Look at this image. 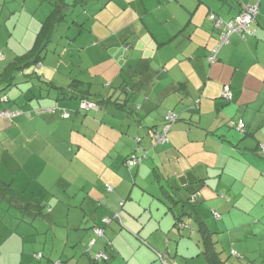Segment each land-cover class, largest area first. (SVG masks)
<instances>
[{"label": "crops", "instance_id": "0c3cea01", "mask_svg": "<svg viewBox=\"0 0 264 264\" xmlns=\"http://www.w3.org/2000/svg\"><path fill=\"white\" fill-rule=\"evenodd\" d=\"M256 3L252 33L232 35L209 64L219 36L209 13L231 19ZM57 5L66 11L56 31L70 16L63 53L50 48L54 35L41 63L27 58L17 85L3 88L6 66L34 46ZM0 52V111H24L0 117V264H188L203 255L192 251L202 247L193 211L222 251L264 255V223L251 214L259 202L264 212V0H0ZM75 53L88 64L78 75ZM76 80L96 109L59 93ZM56 106L71 116L49 112ZM169 111L180 118L153 146ZM136 149L147 157L129 168ZM45 207L51 236L37 223Z\"/></svg>", "mask_w": 264, "mask_h": 264}, {"label": "trees", "instance_id": "16d2710c", "mask_svg": "<svg viewBox=\"0 0 264 264\" xmlns=\"http://www.w3.org/2000/svg\"><path fill=\"white\" fill-rule=\"evenodd\" d=\"M256 4H258V6H259V3H256ZM256 4H254V5H256ZM64 6V5H63ZM250 6H253V5H250ZM65 7V6H64ZM64 7H62V6H55L54 7V9H53V12L51 13V15L48 17V19H46V21H44L43 23H42V26H41V28H40V30H39V32H38V35H37V40H36V42H35V44H34V46L31 48V49H29L27 52H25L24 54H21V55H19V56H17L16 58H14V60H12L10 63H8V65L6 66V69H5V71H6V75H5V78L2 80V82H3V84H5L4 86H3V88H5V89H7V88H10L11 86H15V85H17V82H15V76H16V72L17 71H19L20 69H21V71H22V69L23 68H25V66H28L30 63H29V61H27V58H32V61L34 62V63H36L37 65H39L40 63H41V59H42V57H43V53H44V51H45V49L48 47V45H49V42H51L52 40H53V37H54V35H55V33H56V28H57V25L64 19V17H65V9L66 8H64ZM246 7V6H245ZM213 13H215V12H213ZM218 15V14H217ZM238 15V14H237ZM220 16V15H219ZM221 17V16H220ZM209 18V17H208ZM234 18V17H233ZM210 20V19H209ZM226 20H229V19H226ZM211 21V20H210ZM211 23L213 24V27L214 28H216V29H218V31H219V36H218V43H217V45H216V47L212 50V51H210V53H209V55L207 56V61H208V63L209 64H214V63H216L217 61H218V59H219V51H220V49L224 46V45H226V44H228L229 42H230V40L227 42V43H225V44H223V45H221V46H219V42H220V38H221V35H222V30L220 29V28H217L215 25H214V23L211 21ZM234 34H238V33H234ZM234 34H232V35H234ZM231 35V36H232ZM239 35V34H238ZM231 38V37H230ZM216 49H218V51H217V53H216V59H215V62H210L209 60H208V57L211 55V54H213L214 53V51L216 50ZM0 58L2 59L3 58V54L0 52ZM73 85H71V87L69 88V89H65V88H63V89H61V92L59 91V93L60 94H63V95H68L70 98H79V100H81V103L82 102H92V103H94L96 106H97V104L94 102V101H92V100H90V99H88L89 97H88V95H87V92L89 91L87 88H86V92L85 93H83V92H78V90H77V86H78V84H79V82H77V80L76 81H74L73 83H72ZM79 89V88H78ZM71 95V96H70ZM5 99L7 100V98L5 97ZM81 103H80V105H81ZM54 108H56V110L54 111V112H52V113H55V114H59L62 118H64V119H68V118H65L64 116H63V112L66 110V109H62V108H60L59 106H56V107H54ZM54 108H52V109H54ZM52 109H50L49 110V112H51V110ZM17 110H19V109H17ZM5 111V110H4ZM9 111H11V110H9ZM12 111H16V110H12ZM0 112H2V111H0ZM174 112V111H173ZM177 114V113H176ZM167 115V114H166ZM177 116H178V118H177V120L172 124V126L179 120V118H180V115H178L177 114ZM16 117V116H15ZM166 117V116H165ZM2 118H5V117H2ZM6 118H8V117H6ZM12 118H14V117H12ZM240 120V119H239ZM164 121H165V118H164ZM238 122V121H237ZM236 122V123H237ZM236 123H235V128H236V130H238L239 132H241L239 129H237V127H236ZM164 125V122H163V124L159 127V128H157V130L158 129H160L162 126ZM172 126H171V128H172ZM171 128H170V130H171ZM170 130H169V132H170ZM242 133H244V132H242ZM169 141V133H168V139H167V141L166 142H168ZM166 142H164V143H166ZM163 143V144H164ZM161 145V144H160ZM263 147V146H262ZM263 149V148H262ZM139 150V151H138ZM136 149L135 151H133V152H137L138 154H139V156L141 157V161L139 162V163H137L136 165H134V166H137L138 164H140L146 157H147V154H148V151H147V154H145L146 153V150H144V151H142L141 149ZM132 152V153H133ZM131 153V154H132ZM128 158V157H127ZM126 158V159H127ZM126 159H125V164H126V166L127 167H129V168H131V167H134V166H128L127 165V163H126ZM0 182H3L1 179H0ZM4 183V182H3ZM5 184V183H4ZM7 186H8V184H6ZM11 190V189H10ZM11 192V195L14 197H17V198H19L20 200H21V198H22V196H21V194H19V193H16V192H14V191H10ZM31 208H29L28 210H30ZM26 210H27V208H26ZM27 210V211H28ZM214 213H216V212H213V214ZM185 214H187V213H185ZM217 214V213H216ZM38 215H40V214H38V213H36V216H38ZM189 215H191V216H193V218L195 219V221L197 222V224H198V230H199V233L201 234V237H200V239H201V241H199V242H201L200 244H201V248H202V253H203V255H204V257L206 258V260H207V262H208V264H234V263H229L228 262V260L227 259H225V258H223L222 257V255H221V251H219L218 249H217V247H216V241H215V239H213L212 238V236H213V233L208 229V226H207V224H206V222L204 221V220H202L199 216H197L196 215V213H195V211H193L192 213H190ZM215 215V214H214ZM218 215V214H217ZM185 215H183V217H184ZM183 217L181 216V217H179L178 219H177V221H176V224H177V226L178 225H181V224H185L184 222H183ZM186 225V224H185Z\"/></svg>", "mask_w": 264, "mask_h": 264}, {"label": "built area", "instance_id": "2783aa9c", "mask_svg": "<svg viewBox=\"0 0 264 264\" xmlns=\"http://www.w3.org/2000/svg\"><path fill=\"white\" fill-rule=\"evenodd\" d=\"M258 14H259L258 4L253 5V6L244 7L238 15H236L234 18H231L229 20L223 19L216 13L211 12L208 16L209 19L214 23V25L217 28H220L222 30L221 32L222 35L220 38L219 46L227 43L230 40L231 35L234 33H238L243 39H246L247 35L252 33L251 27L257 21ZM217 51L218 49H216L214 53L208 57V60L210 62L212 63L215 62ZM221 96L226 100H230L232 98L230 85H225L223 87ZM96 108L97 106L92 102H82L80 105V109L84 111H88L90 109H96ZM55 110L56 108L52 109L51 112H54ZM22 113H24V111L20 109L16 111L5 110V111L0 112V117L12 118ZM63 116L65 118H69L71 116V112L68 110H65L63 112ZM177 118L178 116L175 112L169 111L167 113L165 117L164 125L160 129L156 130L153 135V146L163 144L164 142L167 141L169 130L172 124L177 120ZM236 127L241 132L245 131V125H244L243 119L238 120V122L236 123ZM262 148L264 149V146ZM145 154H147V151ZM140 161H141V157L139 156L137 152H133L126 159V163L128 166H134ZM109 189H111V187H109ZM214 214L215 216H218L216 213ZM116 218H118V214H116ZM94 232L99 237L104 236L105 234L104 230L99 227L94 228ZM93 243L94 241H92L91 244ZM41 256H42L41 254L38 255L39 258ZM107 258L108 256L104 252H99L96 254L97 261L106 260ZM55 264H61V262L56 261Z\"/></svg>", "mask_w": 264, "mask_h": 264}, {"label": "rangeland", "instance_id": "374dc122", "mask_svg": "<svg viewBox=\"0 0 264 264\" xmlns=\"http://www.w3.org/2000/svg\"><path fill=\"white\" fill-rule=\"evenodd\" d=\"M75 10H76V8L74 9V11L73 12H75ZM73 12H71V16L72 17H74L73 15H74V13ZM80 13H81V15L83 16L84 14H83V11L80 9ZM68 21H70V16H68L67 17V21L66 22H63L62 24H61V26L57 29V31H56V33H55V41H53V43H51V46H50V48L51 49H53V48H56L58 51H57V55H60V54H62L63 53V46H64V43H63V40H61V36H65V34H67V32H68V24H67V22ZM69 33V32H68ZM72 47V46H71ZM56 49L55 50H53V51H56ZM76 53L73 55V60H75V62H76ZM86 66H88V64H85V65H83V66H81V65H78V62H76L75 63V65L72 67V69H71V71L70 72H73V74L74 75H78V74H80V72L83 70V68H85ZM95 72H97V68H95V69H93ZM238 133H241V132H239L238 130H236ZM242 135H243V133H241ZM12 164V163H11ZM4 168V167H3ZM5 169V168H4ZM5 171H6V173H8L7 172V170L5 169ZM23 171V170H22ZM21 171L20 170H18V168L15 170V171H13L12 173H15L16 175L18 174V173H20ZM24 173V172H23ZM21 175H23V174H18L17 176H16V178H17V184H19V180L21 179ZM35 179L37 178V177H34ZM35 183V182H34ZM39 183V182H38ZM40 187V186H39ZM38 193H40V195L39 194H37V197H38V199L39 200H41L42 199V197H44L45 196V193L43 192V190H38L37 191ZM45 198V197H44ZM44 198H43V200H44ZM256 201V200H255ZM259 202V201H258ZM45 203H46V201H45ZM220 213H222V211H219ZM45 216H38V217H36L37 219H38V221H37V223L39 222V223H41L42 225L43 224H46V225H44V227H43V233H47V234H50V236L52 235V233L54 232V229H52L51 230V226H50V212L48 211V207H45ZM251 214H253V220H255L256 219V223H259V222H263L264 223V212H263V207H262V202H259V204L258 205H255V207L252 209V211H251ZM234 215V214H233ZM244 215V214H243ZM245 217V216H244ZM244 217H241V216H239L238 218L237 217H235V218H237L238 219V221H241V220H244L243 218ZM21 218H23V219H25V221L27 220L28 222H31V219H32V217H30L29 216V214H26V213H23V212H21ZM237 222V221H236ZM32 226V225H31ZM35 227H37V225H35ZM34 228V227H33ZM54 228V227H53ZM252 228H256V227H249V230H250V232L251 233H253V230H252ZM257 230H258V233H259V235H261L262 237L264 236V229H263V226H258L257 228H256ZM36 231V230H35ZM43 235V234H42ZM226 235V234H225ZM260 237V236H259ZM259 237H256V239H252L251 241H250V243H256V242H258V243H260V240H259ZM186 241H189V240H186ZM197 249L195 250H192V251H198V253H201V247H200V245H199V243L197 242ZM182 245V244H181ZM216 247H217V249L219 250V251H221V255H222V257L223 258H225V259H227L228 260V262L229 263H234V264H264V255H252L251 257L249 256V257H242V258H244V260H242V258L241 257H239L238 256V252L237 251H235L237 254H233L232 255V253H230V251H231V246H230V250L229 251H222L220 248H225V249H227V247H226V245H225V241L224 240H221V242H220V244H219V246H217L216 245ZM48 250V249H47ZM191 250V249H190ZM181 251L182 252H184V248L183 247H181ZM234 251V250H233ZM258 253V252H257ZM201 256V258H196V259H194L193 260V262H188V264H206V259H205V257H203V255L202 254H200ZM235 255V256H234ZM47 255H45V258H47L46 257ZM53 261L51 262H49V263H51V264H54L55 262H54V258H51ZM54 262V263H53Z\"/></svg>", "mask_w": 264, "mask_h": 264}, {"label": "clouds", "instance_id": "9594fccd", "mask_svg": "<svg viewBox=\"0 0 264 264\" xmlns=\"http://www.w3.org/2000/svg\"><path fill=\"white\" fill-rule=\"evenodd\" d=\"M241 11H242V10H241ZM241 11H240V12H241ZM209 14H210V13H209ZM208 16H209V15H208Z\"/></svg>", "mask_w": 264, "mask_h": 264}]
</instances>
